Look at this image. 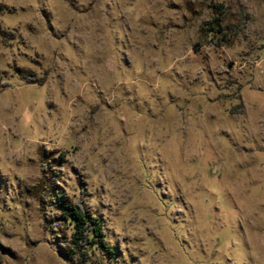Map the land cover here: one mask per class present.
Masks as SVG:
<instances>
[{"label":"rangeland","instance_id":"obj_1","mask_svg":"<svg viewBox=\"0 0 264 264\" xmlns=\"http://www.w3.org/2000/svg\"><path fill=\"white\" fill-rule=\"evenodd\" d=\"M0 3V264H264V0Z\"/></svg>","mask_w":264,"mask_h":264},{"label":"trees","instance_id":"obj_2","mask_svg":"<svg viewBox=\"0 0 264 264\" xmlns=\"http://www.w3.org/2000/svg\"><path fill=\"white\" fill-rule=\"evenodd\" d=\"M5 6L0 3V12L4 10ZM216 27L221 28L220 17L214 16L210 21L204 23L199 32L203 35L209 31H213ZM3 31L0 29V35ZM239 108L241 106L239 105ZM235 110V109H233ZM232 110V113L234 112ZM237 112H240L238 110ZM47 167V163L44 164ZM55 202L57 204L60 217L71 223L73 231L71 234V245L73 249H66L65 255L70 256V253L77 255L83 249L95 244H103L104 233L99 220L88 213L79 205L73 203L69 198L63 195H56Z\"/></svg>","mask_w":264,"mask_h":264},{"label":"clouds","instance_id":"obj_3","mask_svg":"<svg viewBox=\"0 0 264 264\" xmlns=\"http://www.w3.org/2000/svg\"><path fill=\"white\" fill-rule=\"evenodd\" d=\"M145 163L149 166L155 165L157 167H163L159 160L154 159L151 155L145 156ZM166 175V172H165ZM161 180L164 179V176L160 177ZM0 240H3V237H0Z\"/></svg>","mask_w":264,"mask_h":264}]
</instances>
